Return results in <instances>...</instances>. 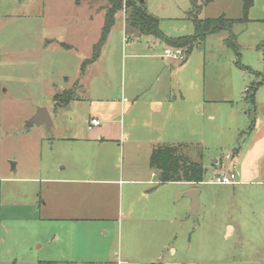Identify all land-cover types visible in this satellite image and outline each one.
<instances>
[{"label":"crops","instance_id":"crops-1","mask_svg":"<svg viewBox=\"0 0 264 264\" xmlns=\"http://www.w3.org/2000/svg\"><path fill=\"white\" fill-rule=\"evenodd\" d=\"M76 4L79 5L77 1ZM90 13L88 7L83 23L94 22ZM224 16L230 20L242 18ZM121 33L117 47L119 91L113 96L92 97L94 91L90 85L86 87L88 96L78 101H85L87 106L85 132L65 140L80 143L79 152L69 150L61 174L41 180L22 179L31 181L34 191L40 192L37 218L8 220L0 207V264H196L185 259V246L190 245L188 250L194 248L198 252L208 225L213 226L217 243L223 235L226 239L243 238L244 226L256 230L261 226L264 231V224L252 216L248 215V222L240 218L246 214L247 189L264 185V122L250 124L241 137L242 148H233L229 155L233 157L237 174L235 184L209 183L218 173L219 160L227 157L212 161L211 177L206 185L200 184L203 181L159 183L158 172L149 163L152 150L161 145L179 144L202 150L199 137L209 132L211 126L197 112L213 102L200 90L177 94L168 81L167 74L170 75L173 67H183L191 52L184 62H173L165 57L170 48L162 41L149 40L155 39L152 36L125 38L123 26ZM110 39L108 35L99 58L86 67L84 74L79 71L83 81L89 78V69L101 59ZM140 60L149 61L142 67ZM64 90L73 91V88L61 91ZM91 119L98 120L99 125L88 129ZM69 127L76 134L75 128ZM190 155L198 159L195 152L191 151ZM124 157L134 159L135 165L124 167ZM202 159L206 175L208 169ZM10 170L16 173L18 164L14 165V171ZM148 172H152L150 180L144 179ZM190 190L199 191L194 214L190 212V199L185 196ZM247 197L254 206L258 205L251 201L250 194ZM229 211L233 217L225 215ZM25 225L30 228L28 237L23 234ZM43 226L45 231L40 233ZM43 248L41 255L39 250Z\"/></svg>","mask_w":264,"mask_h":264},{"label":"rangeland","instance_id":"rangeland-1","mask_svg":"<svg viewBox=\"0 0 264 264\" xmlns=\"http://www.w3.org/2000/svg\"><path fill=\"white\" fill-rule=\"evenodd\" d=\"M133 1L141 3L140 0ZM142 1L147 13L158 19L159 30L168 38L192 35L191 15H197L199 19L216 18L221 14L231 19L242 17V0ZM104 6L94 0H0V207L3 217L8 220L38 216L36 206L40 205V192L34 191V184L23 178L41 180L61 174L71 153L69 150L73 148L79 152L81 149L80 143L65 138L85 132L87 106L85 101H78L88 96L86 87H93L92 97L113 96L120 89L117 47L122 26L125 38L129 35L124 7L115 16L116 24L109 34L110 45L102 51L104 54L106 50L105 55L102 54L89 69L88 79L83 81V77H79L81 64L85 58H90L92 43L98 38ZM86 7L94 17L92 24L83 23ZM248 20L232 27L236 49L227 45L230 36L227 31L211 34L192 49L183 67H173L170 75L167 74L177 94L200 90L213 102L197 112L211 126L209 132L199 137L202 163L208 169L200 184H208L209 168L216 159L228 157L219 160L216 171L227 172L233 163V157L229 156L233 148H242L243 132L250 124L264 122V0H253ZM155 39L149 38L160 42ZM61 43L72 48L67 49ZM184 60L185 54L182 60L173 62ZM148 61L139 62L145 67ZM76 81L81 88L74 84ZM63 88H73L72 97L76 100L54 110L53 96L61 94ZM251 98L254 106L250 104ZM38 108L51 112L53 126L49 130L43 126H27ZM69 125L75 128L76 134H72ZM11 162L18 164L16 173L10 170ZM119 164L122 165V161ZM128 165H135V160L124 157L123 166ZM151 173H145L144 179L150 180ZM156 180L153 178L152 181ZM260 186L247 189L251 201L258 205L254 206L244 194L246 214L240 218L247 222L250 215L264 224V185ZM237 195L236 200H239ZM231 212L225 215L233 217ZM44 227L40 228V233L45 231ZM241 231L243 238L226 239L223 235L217 243L213 226L208 225L201 248L196 252L194 248L188 250L190 245H186L184 257L196 264H264L261 226L258 230L244 226ZM23 232L28 237V225L23 226ZM253 233L256 234L252 236ZM44 250L38 252L42 255ZM170 254L166 255L167 259Z\"/></svg>","mask_w":264,"mask_h":264},{"label":"trees","instance_id":"trees-1","mask_svg":"<svg viewBox=\"0 0 264 264\" xmlns=\"http://www.w3.org/2000/svg\"><path fill=\"white\" fill-rule=\"evenodd\" d=\"M104 3V23L100 36L92 48V54L81 64L80 73L84 74L87 66L94 63L100 56L108 35L115 24V16L121 12L123 7L127 11L125 22L128 38L141 36H152L162 41L166 46L173 49H182L185 57L194 47L200 46L204 39L215 33L227 31L229 38L227 45L236 49L235 36L232 35V27L237 23L248 22V13L252 7L253 0H243V11L241 20L226 19L224 15L217 18L199 19L197 15H191L190 19L194 28L192 35L168 38L158 28V19L147 13L142 3L133 0H94ZM211 0H207L210 2ZM127 33V34H128ZM238 55V54H237ZM72 90L64 91L53 96L55 108L64 107L73 100ZM254 106L253 98L250 100ZM195 152L198 159H192L190 152ZM203 154L198 146L189 145H161L155 147L150 155L149 163L152 169L158 172L159 183L185 182L197 184L203 181L205 170L201 159Z\"/></svg>","mask_w":264,"mask_h":264},{"label":"water","instance_id":"water-1","mask_svg":"<svg viewBox=\"0 0 264 264\" xmlns=\"http://www.w3.org/2000/svg\"><path fill=\"white\" fill-rule=\"evenodd\" d=\"M142 3L143 1L140 0ZM52 119L51 116L46 108H38L35 113L31 116V118L27 122L28 127H45L47 130H49L52 126ZM11 169L14 171V162L10 163ZM199 191L198 190H190L185 196L190 199V212L191 214L195 213V210L198 206L199 200H198Z\"/></svg>","mask_w":264,"mask_h":264},{"label":"built area","instance_id":"built-area-1","mask_svg":"<svg viewBox=\"0 0 264 264\" xmlns=\"http://www.w3.org/2000/svg\"><path fill=\"white\" fill-rule=\"evenodd\" d=\"M165 57L169 58L170 60L174 61H180L183 59L184 54L181 52L180 49H174V50H166ZM99 125V121L96 119H91L88 123V129H91L93 127H96ZM228 158V157H227ZM237 181V174L234 171V164L230 163V168L225 173H216L213 180L209 181V183L212 184H218V185H233Z\"/></svg>","mask_w":264,"mask_h":264}]
</instances>
